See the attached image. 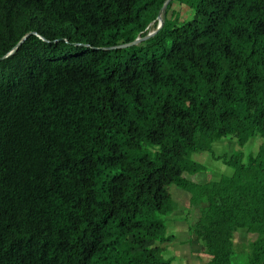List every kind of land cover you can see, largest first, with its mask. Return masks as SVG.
<instances>
[{
    "label": "trees",
    "instance_id": "1",
    "mask_svg": "<svg viewBox=\"0 0 264 264\" xmlns=\"http://www.w3.org/2000/svg\"><path fill=\"white\" fill-rule=\"evenodd\" d=\"M166 2L0 0V264H172L173 187L208 264L240 230L264 264V0H172L132 45ZM230 135L263 142L189 180Z\"/></svg>",
    "mask_w": 264,
    "mask_h": 264
},
{
    "label": "rangeland",
    "instance_id": "2",
    "mask_svg": "<svg viewBox=\"0 0 264 264\" xmlns=\"http://www.w3.org/2000/svg\"><path fill=\"white\" fill-rule=\"evenodd\" d=\"M175 12H180V21L184 23L189 21L194 15L187 7L181 5H174ZM263 140L261 136L253 137L245 146H240L236 135H230L227 138L213 142L212 150L208 152H201L193 154V160L205 166L204 171L199 174H187L189 180L193 182L205 183L207 181L221 182L224 177H230L234 173V169L226 166L220 159L221 156L231 157L239 154L240 158L247 161L248 158L255 154L260 148ZM174 200L179 203V210L173 215L169 216L170 226L168 224V233L172 235L174 233L177 238L171 243L162 246L164 248L162 256L164 259L170 261L172 264H208L210 257L204 253V247L198 243L195 234L191 231L189 233L187 223L181 221V219L187 216L190 203L188 201V195L176 190V187L172 188ZM186 196V197H185ZM195 210V209H194ZM190 213V211H189ZM192 217H197L192 213ZM198 214V212H197ZM173 221L175 223H173ZM190 229V227H189ZM252 239L251 234H247L246 230H240L235 237V243L237 245L236 250V262L235 264H243L245 259L240 257L243 245H247Z\"/></svg>",
    "mask_w": 264,
    "mask_h": 264
},
{
    "label": "water",
    "instance_id": "3",
    "mask_svg": "<svg viewBox=\"0 0 264 264\" xmlns=\"http://www.w3.org/2000/svg\"><path fill=\"white\" fill-rule=\"evenodd\" d=\"M172 0H167V2L165 3V5H164V7H163V9L161 10V12H160V14H159V16H158V21H159V26H158V28H157V30L155 31V32H152L151 34H149L146 38H144V39H137L132 45H136V44H138V43H140L141 41H143V40H145V39H148V38H150V37H152V36H154L162 27H163V25H164V22H163V14H164V12H165V10H166V8H167V6H168V4L171 2ZM27 38V36L19 43V46L25 41V39ZM127 46H129V45H125V46H122V48H124V47H127ZM16 50V49H15ZM13 53V52H12ZM9 55H11V54H9Z\"/></svg>",
    "mask_w": 264,
    "mask_h": 264
},
{
    "label": "crops",
    "instance_id": "4",
    "mask_svg": "<svg viewBox=\"0 0 264 264\" xmlns=\"http://www.w3.org/2000/svg\"><path fill=\"white\" fill-rule=\"evenodd\" d=\"M176 190H178V189L176 188ZM179 191L183 192L186 196L188 195L186 192H184V191H182V190H179ZM172 195H173V193H172ZM186 196H185V197H186ZM190 198H191V197L188 195V201H189V203H190ZM173 199H174V196H173ZM174 201H175V200H174ZM175 202H176V201H175ZM176 203H177V202H176ZM179 205H180V204L177 203L178 208H177V209H176L171 215H173L176 211L179 210ZM190 207H191V208L189 209V211L194 210V209H195V210L198 209V208L196 209L195 207H192L191 204H190ZM189 211H188V213H187V216L183 217V218L181 219V221H184V222L187 223L188 230H189V233H190V229H189V225H190V224L188 223V219H187V218H189V216H188V215H189ZM197 211H198V210H197ZM171 215H170V216H171ZM169 223H170V218H169L168 224H169ZM173 223H175V222L173 221ZM169 228L171 229L172 232H175L174 230H172L170 224H169ZM172 235H173L175 238H177V233H176V235H175L174 233H172ZM190 235L192 236L191 233H190ZM195 237H196V236H195ZM196 239H197V238H196ZM197 241H198V240H197ZM202 247H203V246H202Z\"/></svg>",
    "mask_w": 264,
    "mask_h": 264
}]
</instances>
